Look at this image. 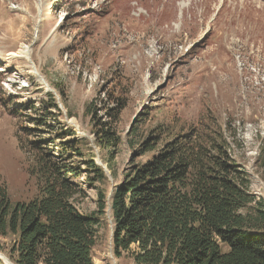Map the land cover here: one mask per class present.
I'll return each instance as SVG.
<instances>
[{"label": "rangeland", "instance_id": "374dc122", "mask_svg": "<svg viewBox=\"0 0 264 264\" xmlns=\"http://www.w3.org/2000/svg\"><path fill=\"white\" fill-rule=\"evenodd\" d=\"M190 2L0 0V173L13 202L36 194L16 130L18 123L27 125L26 117L38 114L25 108L15 116L10 109L28 102L44 107L46 92L56 99L60 121L75 130L65 139L85 138L83 151L93 154L107 176L105 183L87 185L85 176L92 172L85 171L83 159L74 158L72 165L80 168L72 179L85 191L78 204L82 212L95 210L96 187L110 193L122 179L134 151L126 132L141 107L148 114L137 127L136 142L157 121L176 115L191 121L211 113L223 127L230 121L240 140L232 144L233 155L250 179L249 189L264 202V164L258 157L264 148V0L261 10L255 2L257 9L247 6L242 13H233L229 0L223 6L221 0ZM117 85L128 94L117 126L122 142L108 162L93 141L84 109L89 101L100 107L99 100ZM102 113L97 110L98 116ZM100 219L93 264H133L113 253L109 212ZM0 242L7 256L8 239L0 237Z\"/></svg>", "mask_w": 264, "mask_h": 264}, {"label": "trees", "instance_id": "16d2710c", "mask_svg": "<svg viewBox=\"0 0 264 264\" xmlns=\"http://www.w3.org/2000/svg\"><path fill=\"white\" fill-rule=\"evenodd\" d=\"M124 88L117 85L99 100L100 107L89 101L84 109L93 141L108 162L122 142L117 126L127 102ZM45 95L44 107L28 102L10 109L15 116L25 108L38 114L16 130L36 194L13 202L0 173V237L8 239L14 264H93L97 228L108 205L117 258L129 257L133 264H264V202L249 189L250 179L233 155L232 144L240 140L230 121L223 127L211 113L191 121L176 115L157 121L136 142L137 127L148 114L141 109L126 132L135 152L122 179L110 195L96 187V208L84 213L78 204L85 191L72 179L80 168L72 165L74 158L92 172L85 176L87 185L105 183L107 176L93 154L83 151L85 138L65 139L75 130L60 121L54 95ZM97 110H103L101 116ZM259 156L264 164V148ZM0 250H6L2 242Z\"/></svg>", "mask_w": 264, "mask_h": 264}, {"label": "bare ground", "instance_id": "6f19581e", "mask_svg": "<svg viewBox=\"0 0 264 264\" xmlns=\"http://www.w3.org/2000/svg\"><path fill=\"white\" fill-rule=\"evenodd\" d=\"M191 2H192V0H190ZM231 3H232V5H233V13H236L237 11H239L240 13H242V12H244L246 9H247V6H251L252 7V9L253 8H255V7H253L254 5H256L255 4V2L256 3H259L260 4V6H258V5H256L259 9H257V8H255V9H257V10H261V8H263V7H261L262 6V2H261V0H229ZM191 2L189 3V4H191ZM221 3H222V6L224 5V3H225V0H221ZM181 5L183 4V3H180ZM222 8V7H221ZM150 16V15H149ZM60 19L58 20V23L60 24ZM26 50H24V51H22V53H25V55L27 56L28 54L25 52ZM1 254V258L3 259V261L5 262V264H6V259L5 258H7V259H9L6 255H3V253H0ZM4 256H5V258H4ZM6 260V261H5ZM10 260V259H9ZM12 262V261H11ZM12 264H14L13 262H12Z\"/></svg>", "mask_w": 264, "mask_h": 264}, {"label": "water", "instance_id": "95a60500", "mask_svg": "<svg viewBox=\"0 0 264 264\" xmlns=\"http://www.w3.org/2000/svg\"><path fill=\"white\" fill-rule=\"evenodd\" d=\"M141 109H142V107L140 108V111H141ZM140 111H138V112L136 113V115L134 116V118H133L131 124L129 125L128 130H130V128H131L132 125L134 124V121H135V119H136V117H137V115L139 114ZM128 130H127V131H128ZM115 185H116V184H115ZM109 194H111V191H110ZM109 210H110V205H108V207H107V211H108V212H109ZM0 253H1V252H0ZM0 258H1V254H0ZM1 259H2V258H1Z\"/></svg>", "mask_w": 264, "mask_h": 264}]
</instances>
